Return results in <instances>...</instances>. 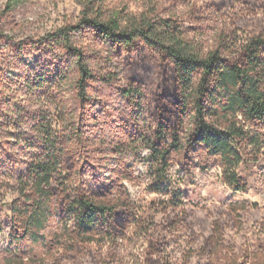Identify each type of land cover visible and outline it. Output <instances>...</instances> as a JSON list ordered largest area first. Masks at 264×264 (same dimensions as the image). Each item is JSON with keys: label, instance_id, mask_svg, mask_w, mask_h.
Returning a JSON list of instances; mask_svg holds the SVG:
<instances>
[{"label": "trees", "instance_id": "16d2710c", "mask_svg": "<svg viewBox=\"0 0 264 264\" xmlns=\"http://www.w3.org/2000/svg\"><path fill=\"white\" fill-rule=\"evenodd\" d=\"M177 1L186 15L155 0L139 11L77 0L73 21L43 33L17 17L33 0L2 4L0 212L7 205L8 215L0 264H175L155 214L125 182L148 177L157 188L169 167L198 163L246 190L239 167L264 160V0H206L203 9ZM127 154L146 173L113 159ZM153 203L180 207L176 198ZM125 239L139 243L130 261L120 255ZM203 250L208 264H264V243L239 255L219 221ZM182 252L187 264L193 249Z\"/></svg>", "mask_w": 264, "mask_h": 264}, {"label": "rangeland", "instance_id": "374dc122", "mask_svg": "<svg viewBox=\"0 0 264 264\" xmlns=\"http://www.w3.org/2000/svg\"><path fill=\"white\" fill-rule=\"evenodd\" d=\"M145 0H107L110 7L127 5L132 11H139ZM159 9L164 12L175 10L186 15L188 8L177 0H155ZM6 0H0V7ZM197 6L203 9L206 0H196ZM80 7L77 0H33L24 5L18 18H28L34 21L32 33H43L67 21H73ZM29 32V33H31ZM35 56L27 59L33 63ZM14 65V66H13ZM11 66L16 67L15 64ZM16 71V69L13 68ZM12 72V71H11ZM113 126V125H112ZM145 151L143 152V155ZM122 158L127 164L133 163L135 175L146 173V165L139 158L127 155H116L114 160ZM112 162H116L113 161ZM240 174L244 177L247 187L244 192H238L227 187L220 179V170L216 166L193 164L188 170L179 165L168 168L166 178L161 186L155 188L156 182L144 177L139 184L125 182L131 197L147 211L155 214L158 233L163 235L171 245L170 255L175 264H181L182 251L189 247L193 256L187 264H208V256L204 254L205 238L211 233L212 225L219 221L224 230L225 245L233 247L237 254L254 251L264 243V160L257 163L241 165ZM149 187V188H148ZM176 198L180 207L161 210V206L152 202L158 199ZM248 201L246 209L231 211L229 206L234 201ZM8 206L0 212V245L7 244ZM173 219L180 221L178 231L169 232L168 225ZM128 238L133 241L134 235L128 232ZM126 239L121 242L120 255L125 261H130V253H136L137 245ZM97 248V246H96ZM107 246L104 251L109 250ZM63 264H95L90 258L80 263L63 260ZM185 264V263H183Z\"/></svg>", "mask_w": 264, "mask_h": 264}]
</instances>
